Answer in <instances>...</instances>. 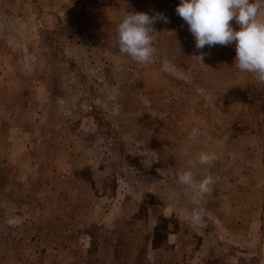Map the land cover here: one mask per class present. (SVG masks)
<instances>
[{"label": "rangeland", "instance_id": "rangeland-1", "mask_svg": "<svg viewBox=\"0 0 264 264\" xmlns=\"http://www.w3.org/2000/svg\"><path fill=\"white\" fill-rule=\"evenodd\" d=\"M179 3L0 0V264H264V84ZM131 12L168 17L151 63L119 51Z\"/></svg>", "mask_w": 264, "mask_h": 264}, {"label": "clouds", "instance_id": "clouds-1", "mask_svg": "<svg viewBox=\"0 0 264 264\" xmlns=\"http://www.w3.org/2000/svg\"><path fill=\"white\" fill-rule=\"evenodd\" d=\"M264 0H180L176 14L188 26L195 39V48L203 50L206 46H228L235 44L234 64L241 72L252 73L255 79L264 84ZM239 25V30L232 26ZM157 22L168 23V17L156 12H131L117 26L119 51L139 64L151 63L156 55L153 33ZM203 61V53L198 56ZM203 133L193 128L190 141H197ZM217 159L214 153L200 152L196 160L188 161L191 168L210 165ZM212 176L196 181L192 170L178 173L179 183L188 186L198 194L208 193L215 183ZM203 211L193 210L190 220L193 225L202 222ZM19 223L9 218L7 224L15 227Z\"/></svg>", "mask_w": 264, "mask_h": 264}]
</instances>
